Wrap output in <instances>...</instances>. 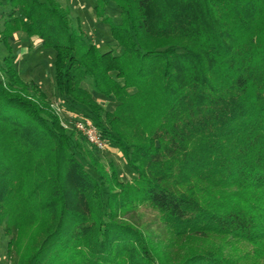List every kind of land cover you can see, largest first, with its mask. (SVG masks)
Listing matches in <instances>:
<instances>
[{
  "label": "trees",
  "instance_id": "obj_1",
  "mask_svg": "<svg viewBox=\"0 0 264 264\" xmlns=\"http://www.w3.org/2000/svg\"><path fill=\"white\" fill-rule=\"evenodd\" d=\"M92 1L100 18L109 5L118 12L117 22L103 21L119 53L88 41L57 0L0 1V36L6 49L23 34L54 51L58 93L100 129L135 177L119 181L80 133H68L9 54L0 65L7 256L18 264H235L209 249L161 253L125 219L146 207L173 243L230 236L261 259L264 0ZM84 83L112 98L114 109L106 111Z\"/></svg>",
  "mask_w": 264,
  "mask_h": 264
},
{
  "label": "rangeland",
  "instance_id": "obj_2",
  "mask_svg": "<svg viewBox=\"0 0 264 264\" xmlns=\"http://www.w3.org/2000/svg\"><path fill=\"white\" fill-rule=\"evenodd\" d=\"M4 5V0H0ZM63 7L70 11V19L73 28L80 25L86 39L96 44L104 52L113 50L116 53L120 49L112 40L109 32V25L103 21L108 16L111 21H118V12L109 5L105 10V16L100 18L96 15L92 0H57ZM5 10V6L0 8V12ZM2 24L0 22V31ZM11 47L6 49L0 36V65H3V59L9 54L13 55V63L21 78L27 83L36 84L39 89L46 95L51 109L57 114L61 123L68 126V133H73L71 122L74 119L84 118L79 113L71 110L64 99L60 96L54 86L53 79V59L54 51L44 49L37 38H27L23 34H16L10 39ZM94 99L106 110L112 111L115 102L112 98L97 96L87 83L83 84ZM59 109V111H58ZM58 112H57V111ZM77 138V136L73 135ZM85 143V142H84ZM86 145L87 150L91 148ZM107 149L101 153H94L95 157L105 167H112L116 170L118 180L127 182L135 177V174L127 166L122 153L112 144L107 143ZM90 170V169H89ZM232 189H227L230 192ZM128 221L142 230L144 235L155 243L161 250V253H169L172 257L183 255L187 250H213L218 252L225 259L232 260L235 264H264V256L256 259L253 251L254 246L250 243L241 242L230 236H221L215 234L195 235L190 240L183 239L180 242L173 243L170 233L163 226L155 211L150 208L140 207L125 215ZM3 225H0V264H18V258L9 259L6 254L8 238L3 234ZM27 237H24L26 240Z\"/></svg>",
  "mask_w": 264,
  "mask_h": 264
},
{
  "label": "built area",
  "instance_id": "obj_3",
  "mask_svg": "<svg viewBox=\"0 0 264 264\" xmlns=\"http://www.w3.org/2000/svg\"><path fill=\"white\" fill-rule=\"evenodd\" d=\"M57 114L59 115V113ZM62 125L68 129L67 125L63 123ZM70 128H73L78 133H80L84 137L86 142L97 152L101 153L107 149L106 142L102 136L100 129L90 119H74L73 122H71Z\"/></svg>",
  "mask_w": 264,
  "mask_h": 264
}]
</instances>
